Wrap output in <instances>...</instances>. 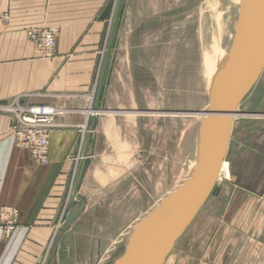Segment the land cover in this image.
I'll return each mask as SVG.
<instances>
[{
    "label": "crops",
    "instance_id": "0c3cea01",
    "mask_svg": "<svg viewBox=\"0 0 264 264\" xmlns=\"http://www.w3.org/2000/svg\"><path fill=\"white\" fill-rule=\"evenodd\" d=\"M115 1L0 0V105L18 100L63 109L50 133L47 164H38L9 132L11 114L0 110V264H46L62 214L75 212L81 200L85 208L63 241L67 253L56 252L54 264L107 262L109 252L126 248L136 225L162 200L163 112L150 105L156 99L147 81L155 68L146 56L155 48L146 40L163 29L176 32L178 16L167 12L184 3L124 0L97 101ZM187 5L186 0L185 25ZM50 25L59 29L55 51L42 57L28 31ZM203 75L208 84L204 60ZM89 132L88 163L76 186ZM228 176L231 181V166ZM233 186V199L250 198L249 218H241L236 230L242 235L249 224L248 235L234 240L233 255L208 254L192 258L195 264H264V228L257 224L264 220V206L259 210L257 196ZM5 207L19 211L10 233L2 227Z\"/></svg>",
    "mask_w": 264,
    "mask_h": 264
},
{
    "label": "rangeland",
    "instance_id": "374dc122",
    "mask_svg": "<svg viewBox=\"0 0 264 264\" xmlns=\"http://www.w3.org/2000/svg\"><path fill=\"white\" fill-rule=\"evenodd\" d=\"M177 1L184 3L183 6L167 12L178 16L176 32L163 29L155 39L146 40L147 46L155 48L154 55L146 56V62L155 68L154 79L147 81L155 91L156 101L150 105L163 112L160 117L162 200L191 176L204 117L199 112L209 107L211 94L203 75V54L215 38H219L229 52L240 4L233 0H187L188 22L185 25L186 0ZM240 110L225 159L229 171L231 166L232 180L225 177L219 180L220 190L209 197L176 242L165 264H195L192 258L200 260L208 254H234V240L248 235L249 224L242 235L236 230L241 228V218H249L250 198L238 195L233 199V184L257 196L259 210L264 206V71L241 103ZM224 186H227L225 190ZM257 224L259 230L264 228V220ZM223 241H226L225 247H222ZM124 247L110 251L105 264H112L123 254Z\"/></svg>",
    "mask_w": 264,
    "mask_h": 264
},
{
    "label": "water",
    "instance_id": "95a60500",
    "mask_svg": "<svg viewBox=\"0 0 264 264\" xmlns=\"http://www.w3.org/2000/svg\"><path fill=\"white\" fill-rule=\"evenodd\" d=\"M124 0H117L109 32L96 100L98 101L114 43ZM107 7L106 14L112 10ZM264 71V0H240L239 14L228 58L211 87L209 107L200 111L204 116L197 166L191 176L157 204L132 231L125 251L112 264H165L176 242L193 222L209 197L220 190L218 181L221 164L226 159L235 117L240 105ZM193 114V113H192ZM95 117L92 118L90 131ZM91 133L86 136L76 186L80 184L88 160ZM80 142V141H79ZM78 145L75 154L78 152ZM71 213L49 252L46 264H54L56 252L62 257L67 231L82 214L85 203ZM47 250L41 256L44 259Z\"/></svg>",
    "mask_w": 264,
    "mask_h": 264
},
{
    "label": "built area",
    "instance_id": "2783aa9c",
    "mask_svg": "<svg viewBox=\"0 0 264 264\" xmlns=\"http://www.w3.org/2000/svg\"><path fill=\"white\" fill-rule=\"evenodd\" d=\"M58 32V27L50 25L31 29L28 31V36L36 43L42 57H51L54 55ZM93 99L94 95L92 96ZM0 110L11 114L9 132L30 150L38 164H47L49 162L50 133L56 126V116L62 113L63 109L45 104H25L15 100L0 105ZM84 129L87 130V125L84 126ZM1 218L4 231L10 233L17 227L19 211L15 208L5 207L1 210ZM66 219L65 213H63L58 223V230L63 226ZM97 264H105V262L100 261Z\"/></svg>",
    "mask_w": 264,
    "mask_h": 264
},
{
    "label": "bare ground",
    "instance_id": "6f19581e",
    "mask_svg": "<svg viewBox=\"0 0 264 264\" xmlns=\"http://www.w3.org/2000/svg\"><path fill=\"white\" fill-rule=\"evenodd\" d=\"M233 1L236 4L240 3V0H233ZM239 6H240V4H239ZM205 41H207V40H205ZM227 58H228L227 49H225L222 46L219 38H215L213 40L211 46L208 49H206V51L203 54L204 68H205V71H206L209 88L212 87L216 76L218 75V73L220 72L221 68L226 63ZM226 165H227L226 161H223L222 164H221V173H220L219 180L222 177H225L226 179L229 178V176H228L229 175V170H228ZM196 166H197V158L192 162V165H191V170L192 171H191V173H193L195 171Z\"/></svg>",
    "mask_w": 264,
    "mask_h": 264
}]
</instances>
